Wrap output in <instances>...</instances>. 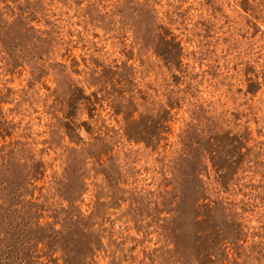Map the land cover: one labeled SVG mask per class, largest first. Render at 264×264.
Here are the masks:
<instances>
[{"label":"rangeland","instance_id":"obj_1","mask_svg":"<svg viewBox=\"0 0 264 264\" xmlns=\"http://www.w3.org/2000/svg\"><path fill=\"white\" fill-rule=\"evenodd\" d=\"M0 264H264V0H0Z\"/></svg>","mask_w":264,"mask_h":264}]
</instances>
